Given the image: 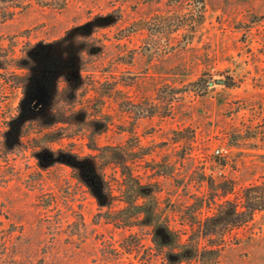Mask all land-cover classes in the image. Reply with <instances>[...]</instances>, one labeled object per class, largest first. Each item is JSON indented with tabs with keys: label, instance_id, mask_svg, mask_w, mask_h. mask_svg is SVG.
Returning <instances> with one entry per match:
<instances>
[{
	"label": "rangeland",
	"instance_id": "374dc122",
	"mask_svg": "<svg viewBox=\"0 0 264 264\" xmlns=\"http://www.w3.org/2000/svg\"><path fill=\"white\" fill-rule=\"evenodd\" d=\"M32 45L45 56L35 111L18 83ZM53 94L77 104L29 140ZM79 130L74 149L116 187L117 158L140 156L134 172L159 180L163 217L187 234L213 197L243 203L264 184V0H0V264H168L146 229L115 223L71 167L42 159L68 143L52 132ZM224 243L181 264H264V209Z\"/></svg>",
	"mask_w": 264,
	"mask_h": 264
},
{
	"label": "trees",
	"instance_id": "16d2710c",
	"mask_svg": "<svg viewBox=\"0 0 264 264\" xmlns=\"http://www.w3.org/2000/svg\"><path fill=\"white\" fill-rule=\"evenodd\" d=\"M36 49L32 45L23 56L21 69L23 71L21 81L18 82L20 87L26 94V106L31 111H35L38 108H34L36 99L31 101L39 91V70L40 64L45 62L43 50ZM49 67L48 62L44 64ZM80 71V70H79ZM77 71L78 77H82L83 73ZM26 72V73H25ZM39 73V74H38ZM28 74L30 78H26ZM70 84L65 82L62 87L68 88L70 92L73 90V95L79 93L81 87L76 85L75 87L69 86ZM19 86V85H18ZM71 87V88H69ZM49 89V88H47ZM53 94L52 101L54 103V111L49 114L39 116V123L33 124L34 131H30L28 134L29 140L31 134L40 132L41 128H49L51 125L58 123L60 119L64 118L63 112L69 106H75L77 101L75 98L69 100H61ZM20 106L23 103L20 102ZM22 107H20V111ZM107 124L104 123L100 130H104ZM50 134V132H49ZM48 142L58 141L63 144V140L67 139L66 146L58 148L53 158L42 159L47 161V165L61 164L71 167L74 173L77 175V179L87 188L90 194L94 196L98 204L102 208H106L107 211H117L118 218L115 223H118L121 227H137L138 229H146L145 235H150L154 248L162 255L163 259L168 264H181L192 261H202L208 257L217 258L220 254L222 247H224L226 236L232 233L234 226H241V224L248 223L252 218L255 211L264 209V184L252 185L245 188L243 196L244 201L236 202L232 199H226L221 203L215 202V197L211 200L217 205L215 212L200 220L192 226L193 233L187 234V230L177 229L173 227L169 220L163 217V208L161 206V199L159 193L161 189L159 187V180L154 182L142 183L139 174L134 172V167L130 164L132 161H136L140 158L134 156L136 153L133 151L130 154V159L124 156L117 158L116 169L124 175L125 184L122 194L116 193L120 191L123 186L116 187L114 182L112 183L105 172V165L99 164L90 155H83L78 150L74 149L75 138L83 137L86 133L79 130L75 131L51 133ZM15 138H9L5 140V146L12 148L17 143ZM119 150L116 151L117 155H120ZM137 155V154H136ZM137 158V159H136ZM47 159V160H46ZM119 159V162H118ZM123 161V164H121ZM130 161V162H129ZM128 162V163H127ZM168 174L171 171H167ZM161 175V174H160ZM115 182L118 183L116 179ZM224 193H229V189L224 188ZM142 200V204L138 205L137 201ZM124 202L126 205L120 208L116 207L115 203ZM148 204V205H147ZM144 206V207H143ZM116 207V208H115ZM147 207V208H145ZM187 235L186 238L184 236ZM202 239L214 240L215 244L207 247L202 245Z\"/></svg>",
	"mask_w": 264,
	"mask_h": 264
},
{
	"label": "water",
	"instance_id": "95a60500",
	"mask_svg": "<svg viewBox=\"0 0 264 264\" xmlns=\"http://www.w3.org/2000/svg\"><path fill=\"white\" fill-rule=\"evenodd\" d=\"M217 82H218V83H225V80H224V79H218ZM211 83H212V82H211ZM36 104H38V103H36Z\"/></svg>",
	"mask_w": 264,
	"mask_h": 264
},
{
	"label": "flooded vegetation",
	"instance_id": "af4514ba",
	"mask_svg": "<svg viewBox=\"0 0 264 264\" xmlns=\"http://www.w3.org/2000/svg\"><path fill=\"white\" fill-rule=\"evenodd\" d=\"M38 103V102H37Z\"/></svg>",
	"mask_w": 264,
	"mask_h": 264
}]
</instances>
